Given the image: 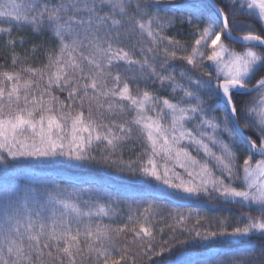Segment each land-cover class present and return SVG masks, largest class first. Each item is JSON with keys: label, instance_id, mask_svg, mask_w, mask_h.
<instances>
[{"label": "snow or ice", "instance_id": "6c2138e0", "mask_svg": "<svg viewBox=\"0 0 264 264\" xmlns=\"http://www.w3.org/2000/svg\"><path fill=\"white\" fill-rule=\"evenodd\" d=\"M0 53V264H264V0H0Z\"/></svg>", "mask_w": 264, "mask_h": 264}, {"label": "trees", "instance_id": "16d2710c", "mask_svg": "<svg viewBox=\"0 0 264 264\" xmlns=\"http://www.w3.org/2000/svg\"><path fill=\"white\" fill-rule=\"evenodd\" d=\"M177 30H179L182 34L180 36H178L179 39L183 40H188L191 39L190 37L187 36V32L189 31V29L187 28V26H180L177 25L176 28H173L170 30L169 34H174L177 32ZM14 36H24L26 39V43L23 46L17 45L16 51L23 54L25 52V50H28L31 48L32 44H43L46 41L49 40V34L48 33H43L41 35H34L30 29H23L19 32H14L13 33ZM226 43H228L229 47L234 48L235 50H242L243 46L239 45V44H235L231 41H225ZM0 55H2V53H0ZM46 61H44L42 53L41 52H37L34 55L29 52L28 54V63L31 64V66L33 67H40L42 66L43 63H45ZM10 59L5 60V59H0V68H5L7 70H11L9 65H10ZM209 71H212V69H208ZM177 71H179V67H177ZM141 87L143 88L144 85L141 84ZM156 89H159L158 91V95L160 96H164V97H168L171 99V96L169 95V89L164 88V89H160V86L154 85L153 86ZM151 90V89H150ZM57 95H61V98H63V94L60 93H56ZM176 95H180L179 93H177ZM253 95H255V93H253ZM247 98V97H245ZM222 111H218L216 113V115H222ZM193 123H196L195 121ZM192 124H189L188 127H191ZM252 134V133H250ZM255 138V137H254ZM192 154L193 155H197V153L195 152V150H192ZM125 158H128V153L125 152ZM199 158V157H198ZM258 158V157H257ZM213 205V208H201L200 203L198 202H180L178 203V205H176L175 207L181 211L186 213L188 209H200V214L202 217H208V218H230L231 221H235L238 213L240 211H249L248 209H240L238 206H234L231 204H221L218 203L216 201H211L209 202ZM172 209H161L159 210V215L156 218V227L157 228H163L164 229V235H163V239H167L169 235H171V233H169L168 231V225L173 224L174 221L173 219H171L169 217V212H171ZM174 214V213H173ZM256 215H258V213H254ZM161 217H163V219H161ZM106 223L108 222L107 220L105 221ZM213 223H215V220H212ZM195 223V217L191 218L188 221L189 226ZM178 238L181 240H185L188 239L187 234H179L177 233ZM253 243H255L256 245H260L261 243H264V241L260 240L259 238H253ZM189 252L192 253V255L195 256V254L198 252V249L195 248H191L188 249Z\"/></svg>", "mask_w": 264, "mask_h": 264}, {"label": "water", "instance_id": "95a60500", "mask_svg": "<svg viewBox=\"0 0 264 264\" xmlns=\"http://www.w3.org/2000/svg\"><path fill=\"white\" fill-rule=\"evenodd\" d=\"M231 42H233V41H231ZM234 43H236V42H234ZM236 44H239V43H236Z\"/></svg>", "mask_w": 264, "mask_h": 264}, {"label": "rangeland", "instance_id": "374dc122", "mask_svg": "<svg viewBox=\"0 0 264 264\" xmlns=\"http://www.w3.org/2000/svg\"><path fill=\"white\" fill-rule=\"evenodd\" d=\"M238 51H240V50H238ZM194 256V255H193Z\"/></svg>", "mask_w": 264, "mask_h": 264}]
</instances>
